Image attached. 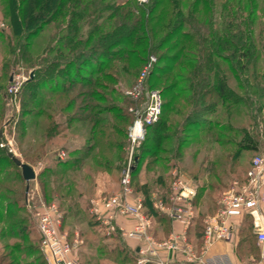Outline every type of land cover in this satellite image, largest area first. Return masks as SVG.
I'll use <instances>...</instances> for the list:
<instances>
[{
	"label": "trees",
	"instance_id": "obj_1",
	"mask_svg": "<svg viewBox=\"0 0 264 264\" xmlns=\"http://www.w3.org/2000/svg\"><path fill=\"white\" fill-rule=\"evenodd\" d=\"M184 1L148 0L146 4H139L137 0H0V14L10 30L7 35L5 29L0 30V39L9 42L10 54L15 59L18 48L22 67L32 70L26 82L29 92H25L21 102V137L27 136L24 129L33 128L42 130L43 138L52 139L70 128L71 115L67 127L57 124L49 111L41 110L45 105L54 109L56 103V108L60 107L63 113L74 107L86 113L76 121L82 122L90 133L89 144L77 150L69 160H59L57 166L47 168L38 178L43 180L42 194L47 204L61 198L58 207L63 220L69 211L62 206L73 192L68 177L74 181L89 159L98 162V166H112L113 161L118 163L113 151H121L127 129L117 123H126L129 116L134 118L127 109L114 105L111 97L114 90L109 84H117L119 72L134 74L136 63L144 65L150 56H155L156 62L147 79V87L160 91L162 113L158 121L149 126L137 152L138 164L132 171V182L145 167L144 172H154L158 176L152 179L153 184L164 189L185 137H196L190 132L194 128H199V136L214 137L213 143L218 146L230 144L235 148L232 155L227 153L217 161L209 162L205 168L208 178H219V173L212 169L221 168L219 162L224 157L228 160L245 152L259 153L258 137L253 136L249 124L233 126L235 117L250 118L253 110L254 117L256 114L259 117L264 110V26L261 21L256 25L257 6L254 0H226L218 11L206 0H187L190 2L185 14ZM0 57L2 60V55ZM2 61L3 69L12 67L8 58L3 57ZM77 84L86 91L72 94ZM143 100L131 98V106L141 107ZM64 101L66 104L61 106ZM101 103H105L104 106ZM253 104L255 109L250 111ZM32 111L35 112L32 114ZM30 113L35 117L31 123L24 120ZM42 117L45 118L43 123L39 120ZM228 132L241 138L231 142L227 138ZM41 147H38L39 152ZM5 155L12 161L8 152ZM30 160V153L24 154V162L30 165ZM13 165L23 182L22 172L14 162ZM249 165L243 175L234 176L232 181H244ZM229 175L231 172H225L223 176ZM228 182L229 179L225 185L220 182L222 188ZM26 187H21L20 191L12 186L2 188L9 196L0 195V221L18 220L13 227L26 225L29 217L20 214L26 204ZM64 187H69L67 192ZM205 188L206 185H202L199 191ZM135 190L142 192L148 216L155 226L156 218L159 221L163 217L152 208L151 187L146 181L139 180ZM167 194L165 191L159 198L166 202ZM70 201L69 209H74L78 204L73 199ZM78 209V212L82 210L80 206ZM89 214L103 237H116L103 234L94 215L90 211ZM197 217L196 214L195 222ZM199 222L201 230L202 222ZM27 227L23 232L12 227L9 232L1 230L0 239L21 238L26 242ZM196 235L199 238V232ZM33 241L39 243L37 237ZM21 249L18 243L3 242L2 250L7 253L0 256V264L24 261L27 251L24 256H15ZM33 252L32 249L30 253ZM115 253L120 256L114 258L117 264H135L126 248H118ZM3 256L8 257V262L1 260Z\"/></svg>",
	"mask_w": 264,
	"mask_h": 264
},
{
	"label": "rangeland",
	"instance_id": "obj_2",
	"mask_svg": "<svg viewBox=\"0 0 264 264\" xmlns=\"http://www.w3.org/2000/svg\"><path fill=\"white\" fill-rule=\"evenodd\" d=\"M206 1H208L209 4H212L210 5V7H216V10L218 11L221 9L222 4L226 2V0ZM188 2L190 1L185 0L182 4L185 14H187V7L189 5ZM254 2L257 6V10L259 11V13H257L256 25L259 24V22L261 21L262 25L264 26V0H254ZM210 14L211 13L209 12V15ZM5 23V20L0 14V30L5 29V34L7 35L10 34V30L8 31V25H6ZM8 44V41H3L2 39H0V55H2V60L3 57L8 58L9 62H11V65L13 67H6L3 69V61L0 57V77L2 76L0 78V195L5 197L9 196V193L6 192V190L4 192L2 188L6 189V187L8 186H12L13 188L15 187L20 191L21 187H24L25 185L27 186V182L24 179L23 182L25 183L21 182L18 170L15 169L16 167L13 165V162L10 161L5 154L8 152V150L11 149L14 155L24 162V154L30 153V156L32 158V161L30 160V165L34 168L37 177L35 180L29 182L28 191H25V198L29 199L32 204L38 205L41 200L45 202L41 187V182L43 180L38 179L39 174L46 171L47 168L57 166V162L59 160L63 162L69 160L73 156V154L77 152V150L84 149V146L89 144V141L87 140L90 136V133L86 130V127L83 125L82 122L76 121L80 117V115L86 114L85 112L83 113L82 111L77 110V107H74L66 113H63L61 111V108H56V103L53 102V104L55 103L54 109H50L45 105L42 107L41 110L47 113L50 112V114L54 118L53 122L61 125L65 124L64 126H66L68 122V117H70L71 115L73 122L71 123L70 128L65 129L60 134V136L54 137L52 139L43 138V131L40 129L33 128L30 130L24 129V131L27 132V136L21 137V130L19 127V120L23 118L21 117V102L22 98L25 97V92H27L29 89V87H27L26 85V82L29 80L30 74H32V70L25 66L22 67V62L20 60L21 56L18 53V48L15 51L17 59L11 56L10 46ZM145 57L146 56H143L142 58ZM15 62L17 63L13 65ZM143 66L144 65L141 62H137L136 71L134 74L129 75L126 74L124 71L119 72L117 84H109L110 89L114 90V93L111 94L114 105L127 109V111H129L128 113H130V108H133L135 106H131V97L127 95V92L134 86L139 75V70L142 69ZM75 74L78 75L81 73ZM14 79L20 83V89L16 95L11 96L8 90L11 86V82ZM80 91H86V89L81 87L80 84H77L75 90L72 91V94H77ZM143 99L144 100L141 107H143L145 102L144 96ZM53 100H56L55 97H53ZM80 101L81 99L77 102V104H80ZM66 102L67 101L62 102L61 106H64ZM262 102L264 105V100ZM101 104L102 106H104L105 103ZM253 108L255 109V105H250V111H252ZM27 110H30V108H28ZM34 112L35 111H32V114ZM32 114L30 113L26 115L24 117V120H28L30 123L33 122L35 120V117ZM258 115L259 114H256L254 117L253 110V113H250V118L246 117L245 119L243 117H235V122L233 123V126H242L243 123L249 124V126L251 127L250 131L251 133H253V136H256V138L258 137L259 153L264 154V110L261 112L259 117ZM44 119V117L39 118L42 123ZM133 122L134 118L129 116V119L126 123H117L119 124V126L124 127V129H127V138H121L123 139L121 143L123 144V147H121V151H113L115 157L118 159V163L113 161L112 166H98L96 164L98 162H92V160L89 159V161L86 162L84 168H80L81 171L78 172V175L74 179V181L68 177V179L70 180L68 183H70V188L73 192H71L69 200L65 202V204H63L62 206V209H67L69 212L68 216L65 217L64 220L62 219V225L60 230L63 234L66 235L67 240L72 245H75L77 241V246L73 253V257L76 260V264H117L118 262H115L114 258L120 257L115 253L118 248H126L128 254L133 256L135 260V252L133 250V246L129 245V243L123 240L119 235H115L116 237L111 239L103 237L98 232V229L94 224L95 222H93V219L89 214V211L91 212V200L96 198L109 197L117 193L121 188L120 182L122 178V173L130 159L131 143L128 139V131L129 128L132 126ZM190 132H194L196 134V137H191L190 139H187V137H185V144L183 146V149H181L180 156L174 158L173 162H175L176 166L170 168V178H167L168 180L166 179L167 186L164 189H161L160 186L153 184L152 179H157L158 176L157 174H154V172H144L145 167H142V172H140L134 177L133 182L131 181V186L135 193L144 198V196L141 194L142 192L135 190V184L139 182V180L146 181L153 191L150 197L152 200V208L155 209L154 203L155 201L161 199L159 198L161 193H165V191H168L167 197H169L170 184L172 183V180L174 178V171H177L178 175L184 176L185 178L190 180L193 184L197 186V195L194 201V206L198 217L193 229V233L196 235V233L199 232V221L202 222L204 217L212 215L218 211L221 205V198L225 191L228 189V185L230 184L233 178L237 177L238 175H243L251 159L254 157V152L242 153L239 156H236L234 159L230 158L226 160L225 157L222 158V161H218L221 164V168H219L218 166L217 168L212 169L213 172L216 171L219 173V178H208V172L205 171V168L206 166H208L209 162H215L217 161V158L221 157V155L225 156L227 153H231L232 155L235 148L232 147L230 144L226 146L216 145V143H213L212 140L214 137L211 138L207 137L206 135L199 136V128H194ZM100 138L102 139V137ZM227 138L232 142V140H239L241 136L233 132H228ZM119 140L120 138L117 141ZM143 142L137 146L134 152V156L137 157V152ZM40 146H42L41 148L43 150H41V152H39L38 150V147ZM199 148H202L201 152H199ZM42 152L44 153L43 155ZM98 156L101 159L102 156ZM119 159L121 160L119 161ZM137 164L138 159L135 163V167L137 166ZM19 170L21 172L20 168ZM225 172H231V175H229V177L223 176ZM227 178L229 179L228 185L222 188L220 182L224 183L225 185L228 180ZM8 179L11 181L7 182ZM59 180L63 182L62 179L59 178ZM64 185L67 186V184ZM202 185H206V188L204 190L199 191V188ZM212 185L214 187H212ZM64 188L66 190L65 192H67V189L69 187ZM71 199H73L75 203L77 202L78 204L76 207H74V209H69V203H71ZM53 203L59 206V204H61V198H56ZM4 205L8 206L7 203H5ZM79 206L82 208L83 211L81 210L80 212H78ZM59 210L61 211L60 208ZM32 211L33 209L31 210V208L27 207V205L25 204L24 210L22 211V213H20L21 216L24 218H26L25 216L29 217V220L26 225L18 224L13 227V224L18 222V220L6 219L5 221H0V231L3 230L5 232H9L10 230H12V228L23 232V228L25 226H28L27 230L29 232V235L26 236V242L22 241L21 238H16L12 240L5 239L4 241L0 239V256L4 255V253H7L6 250H2L3 242L5 243L7 241L11 243H18L22 247V251L17 253V255L15 256H24L23 254H25V252L27 251L25 255L26 259L21 263L19 261H16V264H26V262H33L35 264H44L45 262L46 264L45 256L40 248V234L37 230L36 220ZM70 212H72V214ZM158 214L163 218L159 221L156 218L157 223L155 225L154 232L160 238L166 237L174 229V226L172 225V221L167 215L159 211ZM245 218H248V216H246ZM245 218H243L242 222L248 223V219ZM36 237L39 239V243L37 241H33ZM250 239L252 240L253 238L251 237ZM196 246L198 247L199 244H197ZM32 249L34 250V252L30 253L32 252ZM1 260L3 262H8L9 259L8 257L3 256Z\"/></svg>",
	"mask_w": 264,
	"mask_h": 264
},
{
	"label": "built area",
	"instance_id": "obj_3",
	"mask_svg": "<svg viewBox=\"0 0 264 264\" xmlns=\"http://www.w3.org/2000/svg\"><path fill=\"white\" fill-rule=\"evenodd\" d=\"M146 4L148 0H137ZM155 56H150L141 69L134 86L127 95L135 100L145 97L143 107L130 108L134 122L128 131L131 143L130 159L123 170L120 190L109 196L91 200V213L107 236L119 235L133 243L135 264H209L208 253L218 242H232L238 235L243 218L250 217L254 234L260 248V261L264 263V154L257 153L250 161L244 181L234 179L221 198L218 211L202 220L201 247H197L191 233L195 226L194 200L197 186L184 176L173 172L168 201H155L154 208L167 215L174 229L158 238L151 217L148 216L144 198L132 189V171L137 157L134 152L148 133L149 126L156 123L162 113L163 99L159 90L149 89L147 79L154 69ZM20 83L11 82L9 94L19 92ZM8 152L13 151L10 149ZM62 158V157H61ZM27 207L33 209L36 227L40 234V248L46 264H76L73 253L76 248L61 232L63 214L55 203L43 200L34 205L26 199ZM130 223L122 225L120 220Z\"/></svg>",
	"mask_w": 264,
	"mask_h": 264
},
{
	"label": "crops",
	"instance_id": "obj_4",
	"mask_svg": "<svg viewBox=\"0 0 264 264\" xmlns=\"http://www.w3.org/2000/svg\"><path fill=\"white\" fill-rule=\"evenodd\" d=\"M262 210L264 212V202ZM245 219H248V223L242 222L238 235L232 242H218L210 249L208 253L209 264H264L260 261V248L256 241L252 220L250 217ZM120 223L130 226V223H126L122 219ZM201 231L202 226L201 230L199 227V238L193 233V229L191 233L194 242L199 244V248L201 247ZM248 232L249 236H247ZM250 236L253 238L252 240ZM128 243L133 246V243Z\"/></svg>",
	"mask_w": 264,
	"mask_h": 264
},
{
	"label": "water",
	"instance_id": "obj_5",
	"mask_svg": "<svg viewBox=\"0 0 264 264\" xmlns=\"http://www.w3.org/2000/svg\"><path fill=\"white\" fill-rule=\"evenodd\" d=\"M8 156L15 163V165L21 169L22 177L27 182L26 190L28 191L29 182L32 180H35L37 177L34 168L32 166H30L29 164L21 161L19 158H17L11 152H8Z\"/></svg>",
	"mask_w": 264,
	"mask_h": 264
}]
</instances>
